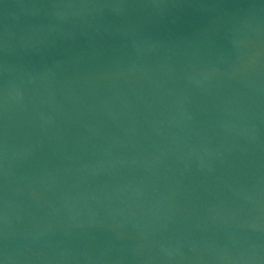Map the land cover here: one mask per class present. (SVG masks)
Segmentation results:
<instances>
[{"label":"water","instance_id":"95a60500","mask_svg":"<svg viewBox=\"0 0 264 264\" xmlns=\"http://www.w3.org/2000/svg\"><path fill=\"white\" fill-rule=\"evenodd\" d=\"M0 264H264V0H0Z\"/></svg>","mask_w":264,"mask_h":264}]
</instances>
